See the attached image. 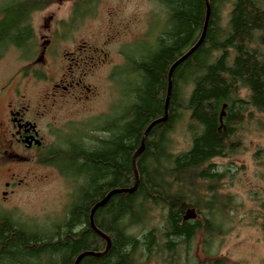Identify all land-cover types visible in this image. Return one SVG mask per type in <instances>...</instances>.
<instances>
[{
	"label": "trees",
	"instance_id": "1",
	"mask_svg": "<svg viewBox=\"0 0 264 264\" xmlns=\"http://www.w3.org/2000/svg\"><path fill=\"white\" fill-rule=\"evenodd\" d=\"M151 1L165 19L151 44L129 51L109 114L88 122L85 144L60 133L41 160L74 188L64 218L46 230L0 216V264H74L83 253L102 254L107 242L90 226L91 209L111 191L133 188L95 209L93 225L109 249L78 264H191L198 238L205 256H217L231 197L221 193L224 172L214 161L240 153L247 125L264 131V0ZM13 3L0 10L1 51L33 39L30 20L44 0ZM207 7L204 38L173 68L166 119L148 130L132 168L144 132L165 115L169 70L200 39ZM183 124L189 147L176 151ZM253 158L264 167V150ZM190 210L197 220H185ZM261 230L264 245V218Z\"/></svg>",
	"mask_w": 264,
	"mask_h": 264
},
{
	"label": "rangeland",
	"instance_id": "2",
	"mask_svg": "<svg viewBox=\"0 0 264 264\" xmlns=\"http://www.w3.org/2000/svg\"><path fill=\"white\" fill-rule=\"evenodd\" d=\"M9 5V0H0V10ZM80 5L90 9V13L85 17L76 18V23H72ZM42 9L34 12L30 20L35 50L42 43L41 38L52 37L56 29L63 26L64 30L72 28L73 34L72 37L62 40L60 52L71 51L74 45L79 44L90 46L92 49L103 48L108 54V65L95 70L94 76L85 80L84 83L90 88L92 96L82 103L74 102L70 96L57 98L63 100L53 106L51 100L44 99L54 93L51 90L52 85L58 82L62 73L60 67L63 64L60 62L46 61V67L43 68L45 80L26 78L14 81L6 90L5 97H12V93L26 97L31 111H37L41 104L46 107V116L40 123L45 127L42 128V135L46 147L55 149L59 146L57 138L60 133L56 130L58 127L84 123L109 112L117 96L110 83L103 77L114 66L121 64L119 52H127L128 47L143 42L146 37L145 42L151 44L152 32L159 30L166 14L151 0H44ZM21 66L18 53L13 48L6 49L0 58V89L8 84ZM173 139L176 151L188 149L189 137L184 124L178 126ZM259 150H264V131H259L249 124L244 130L243 148L240 153L214 161L218 171L224 172L221 193L231 197L223 221L224 234L216 237L214 241L212 252H217L214 258L201 252L198 238L191 252V264L215 259H223L227 264H264L261 230L264 218V167L259 166L253 158L254 153ZM14 173L15 177L0 173V184L9 181L15 185L11 194L5 198L0 195V216H9L29 229L48 230L54 223L61 222L73 198L74 188L71 183L54 167L40 166L34 162L16 168ZM3 190L6 189L0 186V192ZM188 215L190 220L198 219L194 212L189 211Z\"/></svg>",
	"mask_w": 264,
	"mask_h": 264
},
{
	"label": "flooded vegetation",
	"instance_id": "3",
	"mask_svg": "<svg viewBox=\"0 0 264 264\" xmlns=\"http://www.w3.org/2000/svg\"><path fill=\"white\" fill-rule=\"evenodd\" d=\"M14 2V0H9ZM14 4V3H13ZM79 12H75L72 23H76V18L85 17L90 12L85 6H78ZM63 27V26H62ZM58 28L55 34L50 38H41V44L34 49V35L33 39L23 43L19 47L8 45L3 51L0 50V58L8 48H13L18 53V58L21 59L22 66L15 73L14 77L10 79L8 84L0 89V105L2 106V114L0 115V173L10 177H15V169L36 163L40 166H47L41 160L48 152L45 144V139L42 135L41 121L46 116V107L39 105L37 111H31L27 102L29 101L19 93H12V97H5L6 90L10 87L12 82L20 81L26 78H36L37 81L45 80L46 74L43 68L46 67V61L56 63L60 62L63 66L60 67V78L58 82L53 83L51 90L53 94L45 96V100L54 106L55 103L61 102L63 99L71 96L74 102L82 103L91 98V91L85 85V80L88 77L94 76V71L104 66H107L108 54L104 52L103 48H91L86 45H74L71 51L60 52V43L63 39L72 37L73 29L64 30ZM72 31V32H71ZM147 37L144 40H146ZM128 51L119 52L118 56L121 59V64L112 68L109 73L103 77L108 81L118 97L116 84L123 83L126 79L127 71V57L132 50V46L128 47ZM130 51V52H129ZM69 62L71 64H69ZM67 64L68 68L65 67ZM69 64V65H68ZM67 69V70H66ZM66 70V71H65ZM69 94V95H67ZM91 95V96H90ZM117 99V98H116ZM115 99V101H116ZM112 103L111 107L115 103ZM110 107V110H111ZM109 110V112H110ZM103 114L108 115L109 114ZM90 121V120H89ZM75 125H65L58 127V132L69 135L73 143H87V134H89L88 122ZM75 130V131H73ZM70 133V134H68ZM62 134V135H63ZM74 134V135H73ZM61 136V134L59 135ZM54 167L53 165H48ZM55 168V167H54ZM56 169V168H55ZM57 170V169H56ZM1 188H5L0 192L2 198L12 193L15 187L13 183L4 181L0 184Z\"/></svg>",
	"mask_w": 264,
	"mask_h": 264
},
{
	"label": "water",
	"instance_id": "4",
	"mask_svg": "<svg viewBox=\"0 0 264 264\" xmlns=\"http://www.w3.org/2000/svg\"><path fill=\"white\" fill-rule=\"evenodd\" d=\"M208 15H209V9H208V7H207V10H206V16H205V22H204L203 31H202V34H201L200 39H199L198 42H197V43H196V44H195L190 50H188V51L182 56V58H181L180 60H178V61H177V62H176L171 68H170V70H169V73H168V88H167L166 100H165V115H164V117H163L162 119L158 120L157 122L152 123V124L147 128V130L144 132L143 137H142V144H141V147H140V149L135 153V155H134L133 158H132V165H133V168H134V163H135L134 160H135V158H136L137 155L142 151V148H143V142H144V139H145V137H146V135H147L148 130H149V129H150L155 123L162 122V121H164V120L166 119L167 102H168V98H169V94H170V78H171V72H172L173 68H174L179 62H181L182 60L186 59V58H187L190 54H192V53L198 48V46L201 44V42H202V40H203V38H204L205 31H206V26H207V21H208ZM224 108H225V107L223 106V108H222V112H221V115H220V118H219V121H220V122H222V117L224 116V112H223V109H224ZM133 189H134V188H133ZM133 189H132V190H113V191H111L110 193H108V194L106 195V197H105L101 202H99L98 204H96V205L91 209V212H90V226H91L92 230H94L99 236H101L102 238H104V239L106 240V242H107V247H106V250H105L102 254H94V253L86 252V253H83V254L79 255V256L76 258V260L74 261V264H78L79 261H80L83 257H85V256H99V255H105V254L107 253V251H108V249H109V242H108V239H107L105 236H103L101 233H99V232L95 229V227H94V225H93V221H92L93 213H94L95 209H97L98 207H101L102 205H104V204L106 203V201H107L111 196H113V195H115V194H117V193H129V192L133 191ZM190 212H193V211L190 210ZM188 214H189V211L186 213L185 220H190V217H189Z\"/></svg>",
	"mask_w": 264,
	"mask_h": 264
},
{
	"label": "bare ground",
	"instance_id": "5",
	"mask_svg": "<svg viewBox=\"0 0 264 264\" xmlns=\"http://www.w3.org/2000/svg\"><path fill=\"white\" fill-rule=\"evenodd\" d=\"M153 35H154V31L152 32L151 38H152ZM149 36H150V35H149ZM141 144H142V141H141ZM141 144H140V147H141ZM140 147L138 148V150L140 149ZM138 150H137V151H138ZM137 151H136V152H137ZM136 152H135V153H136ZM135 153H134V155H135ZM134 155H133V156H134ZM133 156H132V158H133ZM135 159H136V158H135ZM134 162H135V160H134ZM131 164H132V159H131ZM132 168H133V165H132Z\"/></svg>",
	"mask_w": 264,
	"mask_h": 264
}]
</instances>
